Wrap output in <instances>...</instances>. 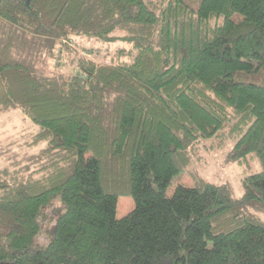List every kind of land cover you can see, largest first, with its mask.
I'll list each match as a JSON object with an SVG mask.
<instances>
[{
    "label": "trees",
    "instance_id": "obj_1",
    "mask_svg": "<svg viewBox=\"0 0 264 264\" xmlns=\"http://www.w3.org/2000/svg\"><path fill=\"white\" fill-rule=\"evenodd\" d=\"M57 50L66 70L39 69ZM16 109L41 148L0 170V264H264V0H0ZM202 141L232 144L241 196L199 176L168 195Z\"/></svg>",
    "mask_w": 264,
    "mask_h": 264
},
{
    "label": "rangeland",
    "instance_id": "obj_2",
    "mask_svg": "<svg viewBox=\"0 0 264 264\" xmlns=\"http://www.w3.org/2000/svg\"><path fill=\"white\" fill-rule=\"evenodd\" d=\"M70 47L77 52L88 50L91 52L88 53L89 57L97 60L102 59L107 63L110 62L113 55L123 49L128 51L130 48L129 45L123 43L103 44L84 37L75 38L69 45ZM67 52L62 57L57 50L53 56H46L42 61L38 59L36 63L39 65V69L42 67L46 71H55L57 63L62 64L61 67L59 66L60 69L66 70L65 67L71 63L72 58ZM34 130L35 126L32 121L20 109L0 114V170L5 167L19 166H27L31 170L36 169L37 160L33 159L32 162L31 159L39 154L41 146L32 147L30 145ZM231 148V143L219 147L218 143L213 145L209 141H202L188 171L173 180L168 189V195L174 192L178 183L193 186L195 176H199L216 184H229L234 188L236 196H241V181L246 169L229 160L228 152ZM133 208L134 202L131 197H120L117 216L121 218Z\"/></svg>",
    "mask_w": 264,
    "mask_h": 264
}]
</instances>
